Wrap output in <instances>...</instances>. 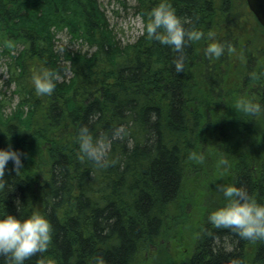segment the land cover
Wrapping results in <instances>:
<instances>
[{
    "label": "trees",
    "instance_id": "16d2710c",
    "mask_svg": "<svg viewBox=\"0 0 264 264\" xmlns=\"http://www.w3.org/2000/svg\"><path fill=\"white\" fill-rule=\"evenodd\" d=\"M134 1L142 31L122 44L97 0H0V63L16 98L0 90V147L23 161L6 165L0 215L40 213L53 229L24 264H264V239L208 221L226 202L222 185L264 204V29L245 0H167L186 29L204 33L177 72L180 53L146 32L160 0ZM62 32L77 48L58 46ZM212 42L225 45L221 56L206 54ZM44 69L56 86L41 95L33 77ZM242 98L262 110L239 111ZM82 124L106 144L107 167L80 153ZM172 248L186 259L171 262Z\"/></svg>",
    "mask_w": 264,
    "mask_h": 264
},
{
    "label": "clouds",
    "instance_id": "9594fccd",
    "mask_svg": "<svg viewBox=\"0 0 264 264\" xmlns=\"http://www.w3.org/2000/svg\"><path fill=\"white\" fill-rule=\"evenodd\" d=\"M149 17L146 24L148 37L162 45H169L180 53L173 62L177 72L183 71L185 46L190 41L199 40L204 33L196 29H186L167 0H160V3L150 10ZM213 35L214 33H208V36ZM224 49L223 43L212 42L208 44L206 54L219 57L224 53ZM252 75L256 78L255 73ZM33 80L37 93L51 94L56 86V73L44 69L39 75H34ZM237 108L246 114H256L262 110L261 104L244 98L237 102ZM76 139L84 158L92 161L98 168L109 165L111 161L107 159L106 144L94 136L87 124L79 127ZM190 159L203 161L204 154L193 152ZM9 160L13 161L16 171L23 168L19 149L11 146L0 147V189L5 186V168ZM220 190L226 202L209 213L208 221L217 228H230L242 238L264 239V204L258 203L245 189L235 184L222 185ZM52 231L51 222L40 213H33L25 218L10 213L0 215V256L4 257L6 264H24V261L35 253L45 252L51 242ZM96 264H105L102 256L96 257Z\"/></svg>",
    "mask_w": 264,
    "mask_h": 264
},
{
    "label": "rangeland",
    "instance_id": "374dc122",
    "mask_svg": "<svg viewBox=\"0 0 264 264\" xmlns=\"http://www.w3.org/2000/svg\"><path fill=\"white\" fill-rule=\"evenodd\" d=\"M97 2L100 10L104 13L109 28L113 30V32L116 34V38L122 44L133 42L141 34L142 24L140 22V19L134 14V0H97ZM57 40H59L57 43L58 46L65 45L68 48H77V46L73 44L74 42H70L69 37L64 32L59 33V35L57 36ZM6 80L7 73L5 66L0 63V90L4 94L5 98L9 99L10 104L14 105L16 102V98L12 94L13 86L7 88L5 86ZM199 206H201L200 210L198 208ZM202 212V204L195 205L191 210V213L189 214L190 216L188 215L190 218L184 221V227L188 229L194 226L199 220V215L202 214ZM171 232L172 229L168 230L166 234H169ZM171 234V236H177V233ZM187 253H189V250L188 252L184 250L183 256L181 258L179 249L172 248L170 252L166 255V258L168 257V259L172 262L175 260V257H180L182 262ZM164 258L165 257H162L161 259ZM178 264L180 263L178 262Z\"/></svg>",
    "mask_w": 264,
    "mask_h": 264
},
{
    "label": "water",
    "instance_id": "95a60500",
    "mask_svg": "<svg viewBox=\"0 0 264 264\" xmlns=\"http://www.w3.org/2000/svg\"><path fill=\"white\" fill-rule=\"evenodd\" d=\"M249 11L264 29V0H245Z\"/></svg>",
    "mask_w": 264,
    "mask_h": 264
},
{
    "label": "bare ground",
    "instance_id": "6f19581e",
    "mask_svg": "<svg viewBox=\"0 0 264 264\" xmlns=\"http://www.w3.org/2000/svg\"><path fill=\"white\" fill-rule=\"evenodd\" d=\"M136 8V7H135ZM10 61V60H9Z\"/></svg>",
    "mask_w": 264,
    "mask_h": 264
}]
</instances>
